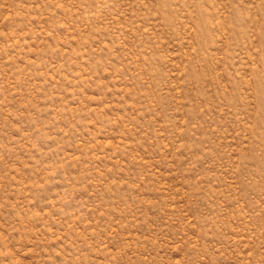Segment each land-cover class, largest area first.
<instances>
[{
  "label": "rangeland",
  "instance_id": "obj_1",
  "mask_svg": "<svg viewBox=\"0 0 264 264\" xmlns=\"http://www.w3.org/2000/svg\"><path fill=\"white\" fill-rule=\"evenodd\" d=\"M0 264H264V0H0Z\"/></svg>",
  "mask_w": 264,
  "mask_h": 264
}]
</instances>
